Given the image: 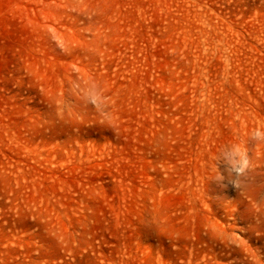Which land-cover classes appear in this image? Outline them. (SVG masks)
<instances>
[{"label": "rangeland", "instance_id": "1", "mask_svg": "<svg viewBox=\"0 0 264 264\" xmlns=\"http://www.w3.org/2000/svg\"><path fill=\"white\" fill-rule=\"evenodd\" d=\"M0 264H264V0H0Z\"/></svg>", "mask_w": 264, "mask_h": 264}]
</instances>
